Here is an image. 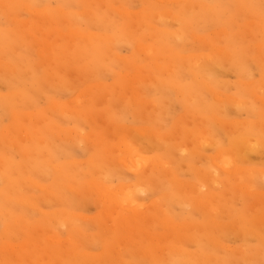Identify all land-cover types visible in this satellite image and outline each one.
<instances>
[{
  "label": "rangeland",
  "instance_id": "rangeland-1",
  "mask_svg": "<svg viewBox=\"0 0 264 264\" xmlns=\"http://www.w3.org/2000/svg\"><path fill=\"white\" fill-rule=\"evenodd\" d=\"M181 1L0 0V264H264V0Z\"/></svg>",
  "mask_w": 264,
  "mask_h": 264
},
{
  "label": "bare ground",
  "instance_id": "bare-ground-1",
  "mask_svg": "<svg viewBox=\"0 0 264 264\" xmlns=\"http://www.w3.org/2000/svg\"><path fill=\"white\" fill-rule=\"evenodd\" d=\"M179 1H181V0H179ZM187 1H188V0H187ZM201 1H203V0H201ZM218 1H219V0H218ZM257 1H259V0H257ZM50 2H51V1H50ZM101 2H102V1H101ZM181 3H182V1H181ZM203 3H204V2H203ZM206 3H207V2H206ZM185 4H186V3H185ZM189 4H190V3H187V5H189ZM198 4H200V3H198ZM125 5H126V4H125ZM184 6H185V5H183V7H184ZM189 6H190V5H189ZM201 6H202V5H201ZM201 6H200V7H201ZM257 6H258V5H257ZM181 7H182V6H180V9H181ZM205 7H206V6H205ZM222 7H223V6H222ZM107 8H109V7H107ZM127 8H128V7H127ZM187 8H188V7H187ZM223 8H224V7H223ZM230 8L232 9V7H230ZM230 8H229V9H230ZM184 9H185V8H182L181 10H184ZM193 9H194V8H193ZM196 9H197V8H196ZM221 9H222V8H221ZM26 10H27V7H26ZM152 10H153V9H152ZM168 10H170V9H168ZM190 10H191V9H190ZM204 10H205V9H204ZM204 10H203V11H204ZM216 10H217V9L215 8V11H216ZM222 10H224V9H222ZM256 10H257V9H256ZM119 11H120V10H119ZM184 11H185V10H184ZM186 11H187V10H186ZM208 11H209V10H208ZM40 12H41V10H40ZM48 12H49V11H48ZM120 12H121V11H120ZM165 12H166V11H165ZM173 12L175 13V11H173ZM178 12H179V11H178ZM194 12H195V10H194ZM217 12H219V11L217 10ZM180 13H181V12H180ZM213 13H214V12H213ZM43 14L46 15V12H44ZM166 14H167V13H166ZM166 14H165V15H166ZM175 14H176V13H175ZM230 14H231V13H230ZM7 15H8V14H7ZM80 15H81V14H80ZM93 15H94V14H93ZM162 15H163V14H162ZM177 15H178V14H177ZM179 15H181V14H179ZM189 15H190V14H189ZM239 15H240V14H239ZM239 15H238V16H239ZM229 16H230V15H229ZM79 17H80V16H79ZM97 17H98V16H97ZM214 17H215V16H214ZM77 18H78V17H77ZM169 18H170V17H169ZM234 18H235V17H234ZM91 19H92V18H91ZM93 19H94V18H93ZM153 19H154V18H153ZM180 19H181V18H180ZM78 20H79V19H78ZM89 20H90V17H88V21H89ZM129 20H130V19H129ZM216 20H217V17H216ZM143 21H144V20H143ZM143 21H140V22L142 23ZM174 21H175V20H174ZM230 21H231V19H230ZM90 22H92V20H91ZM130 22H131V21H130ZM180 22H181V21H180ZM186 22H187V19H186V21H185L184 23H186ZM87 23H88V22H87ZM141 23H140V24H141ZM129 24L131 25V23H129ZM66 25H67V24H66ZM109 25H110V24H109ZM218 25H219V24H218ZM128 26H129V25H128ZM141 26H142V24H141ZM246 26H247V25H246ZM108 27H109V26H108ZM129 27H130V26H129ZM138 28H139V27H138ZM233 28H234V27H233ZM240 28H241V27H240ZM94 29H95V28H94ZM127 29H128V28H127ZM8 30H9V29H8ZM116 30H117V28H116ZM118 30H119V29H118ZM96 31H97V29H96ZM236 31H238V29H236ZM74 33H75V32H74ZM115 33H116V32H115ZM125 33H126V32H125ZM231 33H233V32H231ZM236 33H237V32H236ZM126 34H127V33H126ZM233 34L236 36L235 33H233ZM81 35H82V34H81ZM93 35H94V34H93ZM103 36H104V35H103ZM238 36H239V35H238ZM238 36H237V37H238ZM251 36H252V35H251ZM126 38H127V37H126ZM200 39H201V38H200ZM6 40H8V39H6ZM137 40H138V39H137ZM8 41H9V40H8ZM242 41H243V40H242ZM57 42H58V40H57ZM248 42H249V41H248ZM239 44H240V43H239ZM247 44H248V43H247ZM251 44H252V43H251ZM6 45H7V44H6ZM47 46H48V45H47ZM156 46H157V45H156ZM237 46H238V45H237ZM245 46H246V45H245ZM252 46H253V45H252ZM5 47H6V46H5ZM5 47H4V48H5ZM49 47H50V46H49ZM139 47H141V46L139 45ZM209 47H210V46H209ZM216 48H217V47H216ZM216 48H215V50H216ZM231 48H232V47H231ZM0 50H1V48H0ZM5 50H7V48H6ZM40 50H42V49L40 48ZM141 50H142V49H141ZM218 50H223V48H222V49H221V48H220V49L218 48ZM235 50H238V49H235ZM251 50H252V49H251ZM251 50H249V52H248V50H247V52H248V53L246 52L247 55L251 52ZM142 51H144V49H143ZM155 51H156V50H155ZM241 51H242V50H241ZM241 51H240V49H239V52H241ZM149 53H150V52H149ZM232 53H235L234 49H233V52H232ZM252 53H253V52H252ZM235 54H238V55H239V56H238V57H239V60L243 59L242 57H246V56H247V55H245V56H242V57H241L239 53H235ZM244 54H245V52H244ZM253 54H254V53H253ZM253 54H249L248 56L253 55ZM113 55H114V54H113ZM116 55H117V53H116ZM225 55H226V54H225ZM235 56H236V55H235ZM248 56H247V58H248ZM238 57H236V58H238ZM252 57H253V56H252ZM120 58H121V57H120ZM236 58H232V57H231L229 60L233 59V61H234V59H236ZM247 58H246V59H247ZM256 58H257V57H256ZM259 58H260V57H259ZM108 60H109V59H108ZM219 60H220V59H219ZM226 60H227V59H226ZM226 60H225V62H226ZM243 60H245V59H243ZM248 60H249V59H248ZM253 60H254V59H253ZM121 61H122V60H121ZM214 61H215V60H214ZM220 61H222V60H220ZM231 61H232V60H231ZM236 61H237V59H236ZM236 61L234 62V65H233V62H231L233 66H235ZM242 62H244V61H242ZM260 62H261V61H260ZM220 63H221V62H219L218 64H220ZM244 63H245V62H244ZM237 64H238V62H237ZM237 64H236V65H237ZM242 64H243V63H242ZM261 64H262V63H261ZM243 65H245V64H243ZM257 65H258V64H257ZM262 65H263V64H262ZM214 66H215V65H214ZM214 66H213V67H214ZM238 66H240V65H238ZM158 67H159V66H158ZM245 67H247V65H246ZM215 68H216V67H215ZM215 68H214V71L212 72V73L214 74V75H213L214 77H215V73H214V72H215ZM217 68H218V67H217ZM219 68H220V67H219ZM234 68H235V67H234ZM236 68H238V67H236ZM239 68H240V67H239ZM241 68H242V69L240 70V72L243 70V67H241ZM151 69H152V68H151ZM224 69H227V68H224ZM248 69H249V68H248ZM248 69H247V71H248ZM262 69H263V68H262ZM201 70H202V69H201ZM210 70H213V68H211ZM210 70H208V71L210 72ZM216 70H217V69H216ZM218 70H219V69H218ZM218 70H217V72H218ZM232 70H233V68H232ZM206 71H207V69H206ZM219 71H220V70H219ZM237 71H238V70H237ZM203 72H205V71H203ZM243 72H244V70H243ZM143 73H144V72H143ZM135 74H136V73H135ZM207 74H208V73H207ZM246 74H247V73H245V75H246ZM25 75H27V74H25ZM155 75H157V74H155ZM236 75H237V74H236ZM243 76H244V75H243ZM129 77H130V75H129ZM208 77H209V76H208ZM219 77H220V76H219ZM136 78H138V79H140V80L144 78V76H143V74L141 73V71H139V72L137 73ZM146 78H147V77H146ZM146 78H144V79H146ZM217 78H218V77H217ZM245 78H247V76H245ZM206 79H207V78H206ZM208 79H211V78H208ZM243 79H244V77H243ZM248 80H249V79H248ZM161 81H162V79H161ZM168 81H169V80H168ZM37 82H38V81H37ZM148 82H149V81H148ZM159 82H160V81H159ZM159 82H158V83H159ZM162 82H164V81H162ZM169 82H170V81H169ZM169 82H168V83H169ZM144 83H145V82H144ZM164 84H165V83H164ZM170 84H171V82H170ZM176 85H177V84H176ZM219 85H220V84H219ZM222 85L224 86V84H222ZM21 86H22V85H21ZM167 86H168V85H167ZM173 86H175V84H174ZM173 86H171V87L173 88ZM177 86H178V85H177ZM228 86H229V85H228ZM208 88H209V87H208ZM257 88H258V86H257ZM220 89H221V88H220ZM131 91H132V94H133V95H132V96H133L132 98H133L134 100H136V99L138 98V91H139V90L137 91V89L133 87V88L131 89ZM136 91H137V92H136ZM141 91H142V90H141ZM141 91H139V92H141ZM179 91H180V90H179ZM257 91H259V90H257ZM257 91H256V92H257ZM256 92H254V93H256ZM258 93H259V92H258ZM128 94H129V93H128ZM185 94H186V93H185ZM185 94H184V95H185ZM181 95H182V93H181ZM90 96H91V95H90ZM93 96H94V95H93ZM106 96L108 97L109 94H108V95L106 94ZM216 96H217V95H216ZM216 96H215V97H216ZM254 96H255V95H254ZM107 97H106V98H107ZM178 97H179V96H178ZM185 97H186V95H185ZM94 98H95V97H94ZM210 98H211V97H210ZM89 99H90V98H89ZM121 99H122V98H121ZM179 99H180V98H179ZM181 99H182V98H181ZM183 99L186 100V98H183ZM216 99H218V97H216ZM219 99H220V97H219ZM229 99H231V97H230ZM166 100H167V99H166ZM166 100H165V101H166ZM187 100H188V99H187ZM211 100H212V99H211ZM221 100L224 101L223 98H221ZM102 101H103V100H102ZM102 101H101V102H102ZM125 101H126V100H125ZM167 101H168V100H167ZM181 101H182V100H181ZM192 101H193V100H192ZM192 101H191V103H192ZM107 102H108V101H107ZM138 102H140V101H138ZM141 102H142V100H141ZM230 102H231V101H230ZM182 103H184V102H182ZM185 103H186V102H185ZM191 103H190V104H191ZM231 103H232V102H231ZM235 103H236V101H235ZM142 104H143V103H142ZM188 104H189V103H188ZM201 104H202V103H201ZM244 104H245V102H244ZM99 105H100V104H99ZM106 105H107V104H106ZM183 105H184V104H183ZM185 106H190V105H187V104H186V105H184V107H185ZM230 106H232V105H230ZM246 106H247V105H246ZM136 108H138V107H136ZM232 109H234V107H233ZM63 110H64V109H63ZM135 110H136V109H135ZM238 110H239V109H238ZM262 110H263V109H262ZM190 111H191V110H190ZM138 112H139V109H138L137 113H138ZM70 113H71V111L69 112V114H70ZM146 113H147V112H146ZM150 113L153 114V112H150ZM143 114H145V113H143ZM137 115H138V114H137ZM87 116H88V115H87ZM140 116H142V114H141ZM5 117H6V116H5ZM211 117H212V116H211ZM0 118H1V117H0ZM140 118H141V117H140ZM195 118H196V115H195ZM103 119H104V118H103ZM144 119H145V118H144ZM0 120H1V119H0ZM147 120H149V119H147ZM151 120H152V119H151ZM149 121H150V120H149ZM198 121H199V120H198ZM147 122H148V121H147ZM151 122H152V121H151ZM31 123H32V122H31ZM44 124H45V123H44ZM0 125H2V124H0ZM28 125H29V124H28ZM21 127H22V126H21ZM24 128H25V126H24ZM231 129H232V128H231ZM5 130H6V129H5ZM9 131H11V130H9ZM12 131H13V130H12ZM182 131H183V129H182ZM5 132H6V131H5ZM5 132H4V133H5ZM110 132H111V131H110ZM178 133H179V132H178ZM180 133H181V132H180ZM182 133H183V132H182ZM182 133H181V134H182ZM184 133H185V131H184ZM231 133H232V132H231ZM8 134H9V133H8ZM72 134H73V133H72ZM181 134H179V135H181ZM189 134H190V133H189ZM192 134H193V133H192ZM23 135H24V133H23ZM177 135H178V134H177ZM179 135H178V136H179ZM185 135H187V134H185ZM80 136H81V135H80ZM194 136H195V135H193V137H194ZM84 139H85V138H84ZM196 140H197V139H196ZM69 141H70V140H69ZM194 142H195V141H194ZM199 143H200V142H199ZM199 143H198V145H199ZM8 144H9V143H8ZM8 144H7V145H8ZM195 144H196V143H195ZM11 145H12V144H11ZM6 147H7V146H6ZM15 148H16V147H15ZM29 148H30V147H29ZM232 148H233V147H232ZM1 149H2V148H1ZM31 149H33V148H31ZM76 149H77V148H76ZM29 150H30V149H29ZM129 150H130V148H126L125 152L128 153ZM36 151H37V150H36ZM56 151H57V150H56ZM56 151H55V152H56ZM0 152H1V151H0ZM70 152H72V151H70ZM4 153H5V152H4ZM4 153H2V154H4ZM40 153H42V152L40 151ZM8 155H9V153H8ZM219 155H220V154L218 153V156H219ZM51 156H52V155H51ZM100 156H101V155H100ZM130 156H131V155H130ZM96 157H97V156H96ZM111 157H112V156H111ZM111 157H110V158H111ZM113 157H114V159H117V158H115V156H113ZM41 158H45V157H41ZM60 158H61V157H60ZM110 158H109V159H110ZM11 159H12V157H11ZM94 159H95V157H94ZM217 159H219V157H218ZM12 160H13V159H12ZM52 160H53V159H52ZM95 160L97 161V159H95ZM106 160H107V159H106ZM110 160H111V159H110ZM48 161H49V160H48ZM114 161H115V160H114ZM114 161H113V162H114ZM187 161H188V160H187ZM213 161H214V160H213ZM100 162H102V160H101ZM128 162H130V161H128ZM91 163H93V162H91ZM106 163H107V162H106ZM116 163H117V162H116ZM126 163H127V162H126ZM183 163H185V160H184ZM104 164H105V163H104ZM104 164H103V165H104ZM110 164H111V163H110ZM187 164H188V163H187ZM189 164H190V163H189ZM215 164H217V163L215 162ZM93 165L95 166V164H93ZM139 165H140V164H139ZM217 165H219V164H217ZM98 166H99V165H98ZM110 166H111V165H110ZM147 166H148V164H147ZM111 167H113V166H111ZM111 167H108V168H111ZM148 167H149V166H148ZM222 167H223L225 170H229V171H230V169L233 168V163H232V161H230V160H229V161H226V160H225V161H222ZM1 168H2V167H1ZM4 168H5V167H4ZM24 168H26V167H24ZM46 168H47V167H46ZM46 168H45V169H46ZM100 168H101V166H100ZM95 169H96V168H95ZM113 169H114V168H113ZM204 169H205V168H204ZM208 169H209V167H208ZM36 170H37V169H36ZM41 170H43V168H42ZM74 170H75V169H74ZM103 170H104V169H103ZM103 170H102V171H103ZM209 170H210V169H209ZM39 171H40V170H39ZM44 171H46V170H44ZM92 171H93V170H92ZM99 171H100V170H99ZM110 171H111V169H110ZM113 171L115 172V170H113ZM25 173H26V172H25ZM76 173H77V172H76ZM76 173H75V174H76ZM91 173H92V172H91ZM100 173H101V171H100ZM232 173H233V174H236V173H237L236 169H234V172H232ZM232 173H231V174H232ZM238 173H239V172H238ZM42 174H43V173H42ZM47 174H48V173H47ZM52 174H53V173H51L50 175H52ZM98 174H99V173H98ZM201 174H202V173H201ZM12 175H13V174H12ZM138 175H139V174H138ZM145 175H146V174H145ZM2 176H3V175H2ZM5 176H6V175H5ZM46 176H47V175H46ZM100 176H101V175H100ZM139 176H140V175H139ZM198 176H199V175H198ZM73 177L76 178V176H73ZM142 177H143V176H141V178H142ZM145 177H146V176H145ZM199 177L201 178L202 176L200 175ZM213 177H214V176H213ZM223 177H224V176H223ZM84 178H85V177H84ZM84 178H83V179H84ZM103 178H104V176H103ZM143 178H144V177H143ZM147 178H149V177H147ZM210 178H212V177H210ZM210 178H209V179H210ZM77 179H78V178H77ZM86 179H87V178H86ZM49 180H50V179H49ZM146 180H147V179H146ZM202 180H203V179H202ZM73 181H74V180H73ZM139 181H140V180H139ZM139 181H138V182H139ZM143 181H144V180H143ZM204 181H205V180H204ZM49 182H50V181H49ZM51 182H52V181H51ZM51 182H50V183H51ZM92 182H93L92 187L98 189V188H99L98 184L96 185V182H94V181H92ZM208 182H209V181H208ZM208 182H207V183H208ZM180 183H181V182H179V184H180ZM139 184L141 185V183H139ZM139 184H138V185H139ZM182 184H183V183H181V186H182ZM181 186H180V187H181ZM183 186H184V185H183ZM190 186H192V185H190ZM182 188H183V187H182ZM65 189H66V188H65ZM70 189H73V188L70 187ZM62 190H63V188H62ZM7 191H9V190H7ZM58 191H59V190H58ZM47 192H48V191H47ZM61 192H62V191H61ZM61 192H60V193H61ZM181 192H182V191H181ZM121 196H122L123 198H124V197H127V198H130V197H131L129 194H128V195L126 194L125 196L122 194ZM53 198H54V197H53ZM50 199H51V198H50ZM63 199H64V198H63ZM45 203H46V202H45ZM51 203H52V202H51ZM202 208H203V207H202ZM37 211H38V210H37ZM61 211H62V210H61ZM38 213H39V212H38ZM65 216H66V215H65ZM36 218H37V217H36ZM65 220H66V219H65ZM52 222H53V221H52ZM262 223H264V222H262ZM3 225H4V224H3ZM64 225H65V224H64ZM259 225H261V224H259ZM53 226H54V225H53ZM261 226H264V225H261ZM50 229H51V228H50ZM253 233H254V232H253ZM0 234H1V233H0ZM254 235H255V234H254ZM257 235L259 236V234H257ZM257 235H256V236H257ZM260 238H261L262 240L264 239V238L261 237V235H260ZM158 242H159V241H158ZM160 242H161V241H160ZM212 242H213V241H212ZM215 242H216V241L214 240L213 243H215ZM159 245H160V243H159ZM215 245L217 246V242L215 243ZM218 245H221V243L218 242ZM10 246H11V245H10ZM11 247H13V246H11ZM21 247H23V246H20V248H21ZM167 247H168V246H167ZM17 248H18V247H17ZM73 248H74V247H73ZM169 248H170V247H169ZM26 249H27V248H25V250H26ZM76 249H77V248H76ZM2 250L4 251L5 249H2ZM25 250H23V251H25ZM69 250H70V249H69ZM69 250H68V251H69ZM164 250H165V249H164ZM6 251H7V249H6ZM13 251L16 252V251H18V249H14ZM72 251H73V250H72ZM167 251H168V250H167ZM9 252H11V251H9ZM14 252H13V253H14ZM19 252H20V250H19ZM74 252H76V251H74ZM163 252H165V251H163ZM11 253H12V252H11ZM13 253H12V254H13ZM14 254H15V253H14ZM15 255H16V254H15ZM12 256H13V255H12ZM20 256H22V255H20ZM23 256H24V255H23ZM16 260H17V259H16ZM171 260H173V259H171ZM167 262H168V260H167ZM186 262H187V261H186ZM186 262H185V263H186ZM155 263H156V262H155ZM165 263H166V262H165ZM165 263H164V264H165ZM170 263L172 264L173 262L171 261V262H169V263H167V264H170ZM21 264H22V263H21ZM70 264H71V263H70ZM83 264H84V263H83ZM173 264H174V263H173ZM189 264H193V263L189 262ZM194 264H198V263H195V262H194Z\"/></svg>",
  "mask_w": 264,
  "mask_h": 264
}]
</instances>
